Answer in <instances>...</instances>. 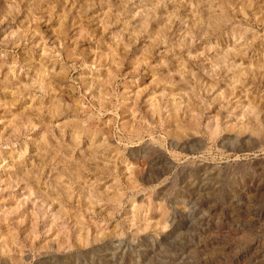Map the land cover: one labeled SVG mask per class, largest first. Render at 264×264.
<instances>
[{
  "label": "rangeland",
  "instance_id": "374dc122",
  "mask_svg": "<svg viewBox=\"0 0 264 264\" xmlns=\"http://www.w3.org/2000/svg\"><path fill=\"white\" fill-rule=\"evenodd\" d=\"M0 264H264V0H0Z\"/></svg>",
  "mask_w": 264,
  "mask_h": 264
}]
</instances>
